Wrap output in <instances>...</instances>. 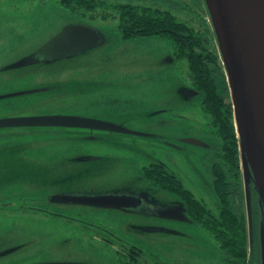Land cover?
I'll use <instances>...</instances> for the list:
<instances>
[{
  "label": "rangeland",
  "instance_id": "obj_1",
  "mask_svg": "<svg viewBox=\"0 0 264 264\" xmlns=\"http://www.w3.org/2000/svg\"><path fill=\"white\" fill-rule=\"evenodd\" d=\"M105 1L108 6L81 8L77 13L59 0H0V120L65 115L87 121L84 126L0 127V232L13 227L35 232L23 241L18 253L22 263L73 258L89 264H121L119 245L103 229L101 241L80 235L67 239L68 229H45L36 215L9 214L4 207L42 205L50 194L77 186L105 190L128 185L149 192L130 209L101 207L102 226L168 264H225L227 255L200 223L163 215L184 198L166 189L151 190L154 186L143 176L146 165L160 159L217 212L213 165L221 160L223 140L201 108L202 94L189 80L187 60L175 58L173 41L162 35L124 38L121 14L114 8L116 3L130 2L169 9L200 31L210 29L218 47L206 2ZM74 21L99 29L105 42L52 64H24L60 25ZM12 63L16 67L7 68ZM185 137L204 145L184 141ZM88 158H101V172L78 166L79 177L72 166L88 163L83 161ZM254 209L251 206L253 222ZM258 211L264 255V211ZM4 238L0 236V243ZM145 258L153 264L150 256Z\"/></svg>",
  "mask_w": 264,
  "mask_h": 264
},
{
  "label": "trees",
  "instance_id": "obj_2",
  "mask_svg": "<svg viewBox=\"0 0 264 264\" xmlns=\"http://www.w3.org/2000/svg\"><path fill=\"white\" fill-rule=\"evenodd\" d=\"M59 3L77 13L81 8L92 10L101 5L108 6L105 0H59ZM114 8L121 14L120 30L124 38L162 35L173 41L175 58L187 60L189 78L203 91V108L211 114L217 133L223 140L221 160L213 165L214 187L219 197L217 212L196 197L175 172H165L164 179L161 173L149 179L155 185L184 198L181 203L185 206L189 219L200 223L212 234L227 255L225 264H256L257 261L263 264L258 217V209H261L259 194L254 180H251V205L255 208L253 213L256 214L251 229L245 184L244 191L242 188L244 180L240 171L241 150L234 107L220 49L215 45L212 35H209L210 29L200 31L180 20L171 10L161 7H146L128 2L116 3ZM127 242L124 243L125 246L121 244L122 247L116 248L122 264H148L146 255L152 258L153 264H168L160 255L142 245L134 241Z\"/></svg>",
  "mask_w": 264,
  "mask_h": 264
},
{
  "label": "water",
  "instance_id": "obj_3",
  "mask_svg": "<svg viewBox=\"0 0 264 264\" xmlns=\"http://www.w3.org/2000/svg\"><path fill=\"white\" fill-rule=\"evenodd\" d=\"M205 2L232 88L231 97L242 153L249 222L252 229L251 180H254L261 209L264 211V0H205ZM105 40V35L96 27L84 23H70L26 58L24 64L54 62L72 57L104 43ZM34 124L84 126L87 121L65 115L0 120V127ZM186 140L202 144L195 138ZM89 195L83 197L90 203L103 206L123 207L130 202L129 198L124 196ZM163 215L188 219L185 208L181 206L164 210Z\"/></svg>",
  "mask_w": 264,
  "mask_h": 264
},
{
  "label": "flooded vegetation",
  "instance_id": "obj_4",
  "mask_svg": "<svg viewBox=\"0 0 264 264\" xmlns=\"http://www.w3.org/2000/svg\"><path fill=\"white\" fill-rule=\"evenodd\" d=\"M70 23H81V22L74 21V22H67V23L60 25V28L54 31V33L46 39V42L50 40L52 37H54L55 35H57L60 31L63 30V28L66 25ZM46 42H44V44ZM39 47H41V45ZM39 47L35 48L33 51L34 52L37 51ZM55 62H35V64L33 65H48V64L55 63ZM13 67H16V64L12 63L10 65H7V68H13ZM188 75H189V72H188ZM190 82L194 90H196L197 92H201L202 94V101H201L202 110L211 116V114L209 112H206L205 109L203 108L202 102L205 99L203 91L201 89H198L191 80ZM184 90L185 89L183 88L182 92H184ZM211 119H212L211 124L214 128V132L218 135L216 127L213 124L212 116H211ZM186 138H193V137H185L183 138V140L187 141ZM201 142L202 144L200 143H196V144L204 145V142L203 141ZM214 146L216 148L217 144ZM83 161L88 162V163H85V164L78 163L72 166V168L74 166L76 167L72 171L76 172L79 177L81 176L80 174L81 172L77 170L78 166H82V171L101 172V158H93V159L88 158ZM119 163H120V159L116 162V164L119 165ZM90 166H97V167L91 169L89 168ZM167 171H170V170L167 168L166 163L160 159H157V160L155 159L149 162L148 165H146V173H149V175L145 176V174H143V176L147 179V181L151 183V185L154 186L153 188H151V190L155 191V189L156 190L166 189V188H161L155 185L153 181L149 179V177L151 176L156 177L157 173H161L163 174L162 178L164 179V177L166 176L165 172ZM147 192H149V190L147 191L144 189H136L128 185L112 186L105 190L103 189L101 190V187H96V186H77L70 190L61 189L60 191L50 194L49 196L44 198V204L42 205H23L19 207H4V209L10 210V212H6L9 214H11L12 212L13 214L31 213L33 215H36L40 219V222H41L40 225L43 226L44 228L45 226H50L56 230H59V228L68 229L69 235L67 239L75 240L76 236L80 235L81 239L82 238H90V239L98 238L101 241V229H103V231H105V234L106 233L111 234L114 240H116V243L122 247L121 244H124L127 241H128L127 242L128 244L131 240L122 238L121 236L117 235L114 231L108 230L106 227L101 225V207H104V208H112V207L103 206L101 204L90 203L83 196H90L89 194L124 196V197L129 198L130 202L128 203L129 205L123 206L121 208L130 209V208H133L132 206L137 202L138 197L144 196ZM35 200H38V198H35ZM178 206L182 207V205H178ZM16 210L18 211L16 212ZM17 218H18V221H21V222L22 220H24V217H17ZM8 220H10V217L6 218V221ZM9 224L11 223L9 222ZM33 233L35 232L27 231L24 228H15V227L5 229L4 231H2V233L0 232V236L5 237L3 242L0 243V264H27V263L21 262V260L18 258V253L22 250L24 246L23 241L27 237H31ZM105 234H103L104 236L103 238L106 241L110 243H112V241L114 242V240H109L108 238H106ZM11 239H14L12 241H17V242L11 243ZM123 248L127 249L126 247H123ZM43 263L89 264L87 262H82V261H79L73 258L67 259L65 261L43 262ZM31 264H40V263H31Z\"/></svg>",
  "mask_w": 264,
  "mask_h": 264
}]
</instances>
